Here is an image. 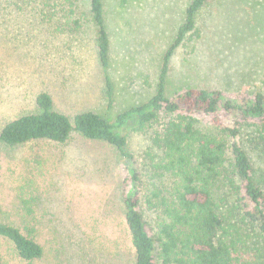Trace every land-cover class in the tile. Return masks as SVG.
I'll return each mask as SVG.
<instances>
[{
	"label": "rangeland",
	"instance_id": "1",
	"mask_svg": "<svg viewBox=\"0 0 264 264\" xmlns=\"http://www.w3.org/2000/svg\"><path fill=\"white\" fill-rule=\"evenodd\" d=\"M102 1L109 34L105 68L86 6L80 5L84 15L74 29L62 17L66 5L49 18L41 14L52 10L40 9L39 1H0V126L34 112L41 92L69 118L91 111L111 123L153 95L163 56L191 0ZM195 23L169 60L165 95L185 88L219 90L230 98L250 96L260 86L264 92V0H208ZM105 76L113 86L111 102ZM155 128L131 120L119 129L140 173L146 171L143 158ZM248 130L241 146L259 174L264 143L258 145ZM126 167L111 146L76 132L63 144L0 143V222L16 227L42 250L38 259L26 261L0 236L1 264H133L121 192ZM140 211L155 230L158 213L144 203ZM220 212L229 217L227 206ZM232 222L225 226L230 235L240 236V259L255 263L264 243L250 225Z\"/></svg>",
	"mask_w": 264,
	"mask_h": 264
},
{
	"label": "trees",
	"instance_id": "2",
	"mask_svg": "<svg viewBox=\"0 0 264 264\" xmlns=\"http://www.w3.org/2000/svg\"><path fill=\"white\" fill-rule=\"evenodd\" d=\"M27 1H39L40 9L50 7L52 12L41 14L49 18L56 14L57 7L61 12V6L66 5L62 17L74 29L80 28L84 15L80 5L86 6L95 28L98 59L107 67L109 34L102 0ZM207 1L191 0L187 5L184 21L163 56L154 93L142 105L120 113L112 123L91 111L69 118L54 109L48 93L41 92L35 97L34 112L0 126V143L8 146L32 142L63 144L76 132L114 149L127 163L121 192L133 264H156V259L161 264H264V248L255 263L242 262L240 236L233 237L225 226L229 219H233L234 227L250 225L264 243V172L255 174L241 146L244 129L255 133L258 145L264 143L261 86L250 96L233 98L204 88H185L171 97L165 95L172 53L194 31L195 16ZM104 81L105 94L111 102L113 86L108 76ZM131 120L139 127H156L143 158L145 173L134 166V155L119 132ZM142 203L158 213L155 230L143 218ZM225 206L229 217L220 212ZM0 236L13 244L23 260L33 261L41 256L39 244L14 226L0 222Z\"/></svg>",
	"mask_w": 264,
	"mask_h": 264
}]
</instances>
